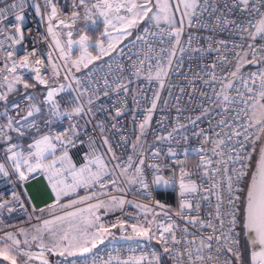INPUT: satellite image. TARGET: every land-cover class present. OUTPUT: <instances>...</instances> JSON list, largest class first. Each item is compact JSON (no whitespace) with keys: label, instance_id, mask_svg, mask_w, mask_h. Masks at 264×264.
<instances>
[{"label":"built area","instance_id":"1","mask_svg":"<svg viewBox=\"0 0 264 264\" xmlns=\"http://www.w3.org/2000/svg\"><path fill=\"white\" fill-rule=\"evenodd\" d=\"M74 2L75 0H52L57 8V16L49 21L50 6L45 7V0H24L23 10L19 6L20 0H0V9H7L10 5L17 4V8L14 11H9L7 13L8 18L0 23V29H3V34H0V44H2V47H0V78H3L4 75L12 78V74L8 73L4 67L7 58L6 51L11 50L13 51L12 59L17 64L25 56H29V67H18L16 75L26 77L45 89L44 96L47 89L44 85L36 82L35 73L31 70L37 66L35 60L43 61V64L39 67L42 77L49 82L48 88H59L60 85H64V91L58 93L55 97L60 102L63 110H70L69 101L76 97H79V102L87 107L86 101L92 90L101 89V99L97 100L92 108L97 109L99 105L103 104L108 110L95 111L83 119L75 117V120L79 122L78 126L81 132L85 131V121L90 120L91 122L87 124L86 131L95 140V147L98 149L96 155L103 157L105 160L111 155V153H107L108 145L103 143L105 139L108 140V144L111 145L121 161L126 160L129 155L134 160L144 159L143 176L149 184L147 190L138 181L135 184H128L125 177L120 176L119 170H116L114 178L117 179L119 188L122 189V191H117L116 186L112 185L105 177L107 187L100 190V193L104 194L99 195L92 202H109L112 197L126 201L123 207L99 215L101 217L100 222L109 227L110 232L120 229L119 226L111 228L110 225H118L121 220L127 222L125 225L127 230L130 229L127 227L128 224L143 223V216L149 209L161 213L160 216L155 218L157 221H165L166 217L163 213L169 209H171L169 214L172 215L179 206L181 170L189 173L185 180H191L198 186H203L199 187L197 193L189 194V198L193 204L199 203L200 217L204 220L209 219V214H215L213 205L216 198L212 196L209 201H204L200 197L209 195L208 189L213 184L211 177L223 175V172L218 173L216 171L217 167L223 169L222 159L226 160L229 155L235 156L236 153L245 151V148H242L237 141L243 142L250 157L244 162L247 165L245 170L248 175L251 170L254 155L253 145L256 140L254 127L247 128V139H245V135L235 136L234 133H244L245 127L250 122L251 109L243 101L248 100V104H252L253 101L248 98L257 97L259 87V77H253L251 74L264 71V57H261L256 66L244 64L236 77L230 75V72L235 69L236 54L241 51L235 46L243 44L244 50L247 51V45L252 41L247 38V33H243L245 39L241 40V34L234 32L231 25L223 30L218 29L215 20L221 13L229 19L237 20V23L251 18L254 28L255 20L258 17H249L247 13H240L239 11L229 12L224 7V0H216L215 5H213V0H209L207 10H205L204 0H200V7L197 9L196 15L192 17V26L189 27L188 23H184L179 44H177L174 36L177 27L167 25L157 27L153 24H147L137 34L117 46L109 57L82 71L72 72V75L65 79L67 70L62 68L64 61L59 59V55L54 49L52 35L48 32V27L51 24L56 35L58 30L68 28L59 25V21L64 20L69 24L71 23L69 17L73 12ZM37 6L40 8L39 14L36 12ZM213 6L216 7V11H213ZM16 15H22L24 19L16 21ZM15 26H19L23 33V39L19 43H12L7 38L15 32ZM146 26L150 29L148 35H145L143 31ZM137 35L144 36V40H137ZM189 38H191L190 43ZM222 40L226 42V45L221 46L219 44V41ZM255 43L259 46L264 44V41L257 38ZM120 49H123L122 54ZM33 51L35 52L34 57L30 55ZM173 51L174 55H172ZM169 58H171L170 65ZM222 60L223 62H221ZM10 63L11 61H9ZM52 63H55L57 68L60 69L59 77L54 75ZM213 64L216 65L215 81L211 79L210 75L213 72ZM133 65L136 67H133ZM161 69L167 75H164ZM137 70H139L138 77L134 75ZM160 72L162 75L159 79L153 78L154 75ZM149 74L152 76L151 80L147 79ZM225 77H227L226 80ZM105 78L109 84L123 80L129 88L126 95L121 94V100L117 104V107L126 109V111L115 119L112 118L115 113L111 105L116 100V93L110 91L108 97H103L102 90ZM254 78L256 84L252 83ZM77 80H79V83H77ZM161 81L164 84L163 88L159 87ZM227 83H232V88H227ZM245 84L253 91L248 92L244 86ZM0 86L3 85L0 84ZM86 89L87 91H85ZM5 91L4 86L0 87V92ZM80 92H84V95L80 96ZM154 93H158L159 99L156 101V108L149 112ZM225 94L229 95L234 103L230 105L224 103L223 96ZM23 95L11 100L8 99L7 103L11 104L21 99ZM255 102L259 103L258 97ZM40 106L45 108L42 115H46V106L43 104ZM225 108L228 110L225 111ZM4 111L3 102H0V112ZM9 112L11 115H15L11 110ZM24 114H26V110L21 112V115ZM149 115L151 119L146 125L143 135H141L139 125ZM198 117L199 119H197ZM193 120L196 121L195 124L192 123ZM4 122L0 119V123ZM97 122L104 125L103 134H101L99 128L95 127ZM218 122H221L219 126ZM37 123L40 125L41 131L47 132L50 129L53 134H56L67 130L70 121L65 117L56 120L54 124L47 127H45L42 119H37ZM113 124L116 127H113ZM170 133V138L161 139L169 137ZM194 133L202 134L195 135ZM10 135L12 136L11 142L19 143L27 148L34 137L38 138L39 133L35 129H31L23 137L18 138L14 132H10ZM80 139L86 141L88 137L81 135ZM205 140L208 142H204ZM220 140H223L224 144L218 145L217 142ZM132 145H136V148L133 149ZM233 147L234 151L230 152L229 149ZM5 148L6 145L0 143V163H4V165ZM170 149L176 153L175 156L169 155ZM213 149H215V152ZM86 150L84 147L70 150L69 154L77 167L81 166V153ZM157 151L159 152L158 156L154 154ZM222 151L224 152L223 158L220 155ZM209 160L211 161L210 167L207 169L209 175L205 176L203 173L206 169L202 168L201 165ZM149 165L159 166V172L157 173ZM227 166L229 169L239 170L241 165L238 162L229 160ZM109 167L111 168V165ZM129 175H133L132 169H129ZM154 175H160L167 180V186L153 184ZM248 175L244 176L239 184L241 191L238 193L240 196L237 208L238 218L241 216L243 191ZM43 178L44 175L37 172L34 174V178L25 181V184L41 183L44 182ZM43 189L42 192L47 194L45 185ZM13 191L19 195V202H13L11 195ZM81 192L88 194L89 191L82 188ZM167 195L173 197V208H169V205L166 204ZM160 196L163 201L159 199ZM0 200L8 201V207L12 208L11 212L8 211V207L0 210V239L8 232L38 224L41 219H38L33 208L38 211L48 207L52 201L30 206L21 186L15 182V177L11 173L7 177L6 186L0 189ZM157 203L164 205V208L157 207ZM132 205L142 206L146 211L140 213ZM190 216L191 213H188V217ZM134 217L139 219H134ZM172 218L181 225L177 236H183L184 221L179 220L175 215ZM149 219H151V216H149ZM225 223H228L227 219ZM214 230L213 228L204 229L205 237ZM189 232L195 233L197 238L201 234L198 228H189ZM188 239H193V237L190 236ZM240 239L242 248L243 234H241ZM153 244L160 246V253H162V257L164 256L165 262L160 260L159 264H176L167 253H163L161 244L157 243L156 240L152 244L151 242L145 244L126 241L105 244L92 250L86 256H73L68 260L59 262L60 264H69L72 261L75 264H104L109 256L120 257L122 260L135 259L141 256H150L155 251ZM213 244H215V241H213ZM198 245L199 239H196V244L191 246L193 252H195V247ZM183 246L177 245L173 248V251L180 252ZM113 264H115V260ZM144 264H148V261L146 260ZM153 264H155L154 260Z\"/></svg>","mask_w":264,"mask_h":264},{"label":"snow or ice","instance_id":"2","mask_svg":"<svg viewBox=\"0 0 264 264\" xmlns=\"http://www.w3.org/2000/svg\"><path fill=\"white\" fill-rule=\"evenodd\" d=\"M216 0H213L215 5ZM24 0H20V9L23 10ZM209 0H204V7L207 10ZM50 6V12L48 14V20L52 21L57 16V8L52 0H45V7ZM85 7V19H89L91 16V9H98V15L104 17L105 31L102 35L108 37L107 46L105 47L104 41L101 40L95 45V48L99 49L97 55L93 56L90 49L89 37L87 35H81L78 40L73 41L71 37L73 32L69 31L67 36L68 51L61 45L60 40L57 38L56 33L53 31V27L50 24L48 32L52 35L56 49L59 51V59L64 61L62 68L66 69L65 79L69 75H72V69L75 68L77 71L83 68H87L89 64H92L95 60L101 59L105 55H110L112 51L117 48L116 43L113 41H121L128 35H131L129 29L137 27L140 22L148 20L152 21L157 27L161 21L169 24L170 27L177 24L176 13H180V20L178 21L179 27L176 29L174 36L177 44H179L180 36L183 32V26L185 18H187L188 26H192V17L196 15L197 9L200 7V0H177V4L173 6L170 0H97V3L91 5L89 9L86 5V0H78V3L74 2V8ZM224 7L229 12L239 11L240 13H247L249 17H258L255 20V27L253 28V20L251 18L237 23L235 19L227 18L223 13L218 15L215 20L216 27L218 29H226L229 25L233 27V31L241 34V40L245 39L243 33H247V38L251 40V43L247 45V51L244 50V45H236L241 51L236 54V64L234 65L235 71H231L230 75L236 77L240 73L241 66L244 64H257L260 62V58L264 57V44L257 45L255 41L257 38L264 41V0H224ZM17 8V4H12L7 9H0V23L4 19H7V13L14 11ZM216 7L213 6V11H216ZM123 11L124 14H121ZM37 14L40 13L39 6L36 7ZM109 13H115V19L120 22V26L112 24V19L109 18ZM80 15L79 12L73 11L69 20L72 24L76 22V18ZM24 17L22 15H16V21H22ZM95 23V21H93ZM59 25L64 27H70L71 25L60 20ZM112 26L116 32L120 33L119 36L113 37L108 31V27ZM145 35L150 34L149 27L144 28ZM0 34H3V29H0ZM12 43H19L23 39V33L19 26H15V32L7 37ZM137 40H144V36L137 35ZM191 38H189V43ZM77 44L80 49V56L71 60L69 63L72 45ZM221 46L226 45L225 41H219ZM2 47V44H0ZM95 48L93 50H95ZM183 50V49H182ZM219 51V49H217ZM120 53H123V49H120ZM174 51L172 55H174ZM31 56H35V52L30 53ZM5 69L8 73L12 74L11 80L8 75H4L3 79L9 81L7 90L0 92V102H3L4 112H0V119L4 120V123H0V143L5 144L4 158L10 161V169L6 168L4 163H0V177H9L10 173L15 177V182L24 187V182L34 178V174L39 172L47 177L48 186L50 187L51 193L55 197V203L50 205L48 209H39L41 213L49 211L54 214L57 205H60L61 209L74 207L77 203H85L86 200L96 197V193H92L80 200H73L67 205L60 204L63 196L75 193L80 187L89 188L99 184L101 188L107 187L108 181L112 185L116 186L117 191H122L117 183L116 170H119V175L125 177L128 184H135L137 181L143 186L145 190L149 188V184L145 181L143 176V166L145 164L144 159L140 158L134 160L131 155L126 160L121 159L113 151L111 145L108 144V140H104V144L108 145L107 153H111L110 157L105 160L103 157L96 155L98 149L95 147V140L86 131L87 124L90 120L85 121V131L81 132L78 126V121L75 117L84 118L95 111H107L108 109L103 105H99L97 109H93L92 105L101 99V89L97 88L92 90L89 95L85 107L84 104L79 102V97L69 101L71 105L70 110H63L60 102L55 98L58 93L64 91V85H60L59 88H48V80L44 79L41 75V69L39 65L43 64L42 60H35L36 67L31 70L35 73L36 82L40 85H44L47 89L46 95L41 99L37 100L31 93L24 94L21 99L8 104V95L14 91H18L15 85L21 84L25 90L29 87H34L25 83L20 75H16L17 68H28L29 67V56H25L19 64L12 59L13 51H6ZM249 57H251L249 59ZM226 59V58H224ZM9 61L11 63L9 64ZM223 62V60L221 61ZM171 64V58H169V65ZM133 67H136L133 65ZM215 67L213 64V72L210 73L211 79L216 80ZM54 75L59 77L60 69L57 68L55 63H52ZM163 72V69H161ZM167 75L166 72H163ZM22 75V74H21ZM135 76H139V70L134 73ZM161 73H157V79H159ZM253 77H259V87L257 91V97L259 103L255 101L257 97H249L252 100V104H248V100L243 102L248 105L251 109L250 122L245 127V132H235V136L245 135L247 139V128L256 127L257 135L255 139L258 140L259 133H264V71L251 74ZM243 79V77H241ZM147 79L151 80L152 76L149 74ZM225 80L227 77L224 78ZM130 82V81H129ZM79 83V80H77ZM253 84H256V79L252 80ZM248 92H252L253 89L244 85ZM3 87V86H0ZM160 88L164 87L163 82L159 84ZM227 88H232V83L226 84ZM87 91V89L85 90ZM110 91L116 93V100L113 101L111 107L114 110L115 115L112 117L115 119L123 114L126 109L117 107V104L121 100V94H127L129 92L128 84L123 80H119L114 84H109L105 78L104 86L102 90L103 97H108ZM239 92V90H237ZM80 96L84 95V92L79 93ZM159 99L158 93H154L153 102L149 112L156 108V101ZM243 99V97H242ZM223 101L226 104L234 103V100L230 99L229 95L223 96ZM126 103V100L124 101ZM41 104L46 106V115H42L45 112V108H41ZM14 112L15 115H11ZM26 114L21 115V112ZM228 109L225 108V111ZM67 117L70 121L69 127L64 132H57L53 134L49 129L47 132L40 130V125L37 123V119H42L45 127L52 125L56 120ZM94 118V117H93ZM151 116L146 117L145 121L139 125L140 134L143 135L146 125L149 123ZM199 119V117L197 118ZM196 123L195 120L192 121ZM221 122H218V126ZM99 128L101 134L104 132V125L101 122H97L95 125ZM113 127H116L113 124ZM35 129L39 136L33 138V142L30 143L27 148H24L21 144L11 142L12 136L10 132L17 134V137H23L27 134L28 130ZM195 135H201L202 133H194ZM85 135L88 139L81 140L80 136ZM171 137H163L161 139H168ZM139 140V137L137 138ZM204 142H208L205 140ZM126 143V141H125ZM241 144L245 151L236 153L235 156L229 155L226 160L222 159L224 167L221 169L217 167L218 173L223 172L222 176H213L212 186L208 189L209 195L201 196L200 199L209 201L210 197L214 196L216 202L213 205L215 208V214H209L210 218L204 220L199 215V203L193 204L189 198V194L197 193L199 187L194 181L185 180V177L189 173L181 170L180 176V193H179V206L175 212L170 215L171 209L164 212L163 215L166 217L165 221H157L155 218L160 216V212L154 210H147L143 216V223H131L127 227L131 229V235L125 237L127 239L139 238L140 240L151 242L156 240L157 243L161 244L163 253H167L176 264H264V147L260 149L259 159L256 163L255 170L250 177V183L246 189V197L244 201V207L242 209V215L238 218L237 208L240 202L239 187L240 181L244 176L248 175L246 172L247 165L244 163L250 159L246 147L242 141H237ZM218 145L224 144L223 140L217 142ZM78 147H84L87 150L81 153L82 164L77 167L73 162L72 156L69 154L71 149ZM133 149L136 145L131 146ZM215 152V149H213ZM234 151V147L229 149ZM159 155L157 151L154 153ZM142 155V153H141ZM169 155L175 156L176 153L169 150ZM221 157H224V152L220 153ZM235 161L240 163V169L228 168V161ZM211 161H207L202 164L201 167L205 168L204 175L208 176L209 172L207 169L210 167ZM111 165V168L109 167ZM159 172V166L149 165ZM129 169H132L133 175H129ZM71 175L72 180L68 182V176ZM152 183L160 186L164 184L167 186L168 181L160 175H154ZM25 193L27 192L24 189ZM104 193H100L103 195ZM13 202H19V195L13 191L11 193ZM31 199V198H29ZM110 203L117 207H123L126 203L124 199L112 197ZM130 203V202H129ZM8 207V201L0 200V210ZM105 208L107 211L108 204L100 201L94 204L88 205L87 208H82L77 211L67 212L63 216H55L51 220H43L41 227L36 228L38 235L33 236L34 241H38V247L41 251L37 254H33L30 251H23V255L27 257L25 264L28 260L38 259L40 264H50V261L46 258V254L64 257L84 255L90 253L93 248L97 247V241L103 244L104 239L102 233H109L110 228L101 223V217L96 214L100 208ZM132 207H140L139 205H132ZM157 207L164 208V205L157 203ZM8 211L11 212L12 208L8 207ZM33 211L37 209L33 208ZM83 213H88L87 217ZM188 213L191 216L188 217ZM175 215L179 220L184 221L183 225V236L178 237L177 232L180 231L181 225L174 220L172 217ZM151 216V219H149ZM79 218V223L74 221ZM39 219V217H38ZM134 219H139L135 218ZM228 223H225V220ZM64 221H69L67 228L61 227L58 231L56 225L62 224ZM127 222L119 221L117 224L110 225L111 228L120 227L121 231H127ZM239 226V230H238ZM189 228H198L201 232L197 238L195 233L189 232ZM213 228V232L206 235L204 229ZM92 229V231H90ZM49 234L47 243L43 239V232ZM244 234L247 238V244L251 247L250 259L245 260L244 249L241 248V234ZM193 239H188V237ZM196 239H199V245L195 247V252L192 251V245L196 244ZM7 241H11V245L5 243L3 247H0V264H17V257L21 254L20 240L15 239L13 235L8 234L6 237ZM215 241V244H213ZM27 243V241H25ZM13 245L15 247H13ZM177 245H184L180 252H174L173 248ZM215 249V251H213ZM162 258V253L153 251L150 256H141L135 259L122 260L120 257H112L104 261V264H144L147 260L148 264H159ZM60 264V262H56ZM69 264H75L74 261Z\"/></svg>","mask_w":264,"mask_h":264},{"label":"rangeland","instance_id":"3","mask_svg":"<svg viewBox=\"0 0 264 264\" xmlns=\"http://www.w3.org/2000/svg\"><path fill=\"white\" fill-rule=\"evenodd\" d=\"M75 2L78 3V0H75ZM93 3H97V0H86V5H87V7L89 9H91V5ZM170 3L173 6H175L177 4V0H170ZM73 11H76V12H79L80 13V15L76 18V22L74 24L70 23L71 26L68 27V28L58 30V34L56 35L57 38L60 40L61 45L65 48V51L67 52L68 51L67 41L69 39V37L67 36V33L69 31H72L73 32V36L71 37V39L73 41L78 40L81 35H87L89 37V42H90V49L89 50L92 52V55L93 56L97 55V53L99 52V49L98 48H95V45L98 42H100L101 40H103L104 41V44H105V47H106L107 46V42H108V37L102 35L104 33V31H105L104 17H101V16L98 15V11H99L98 9H91V13L92 14H91L90 18L86 20L85 19V7L84 6L74 8ZM121 14H124L123 11H122ZM175 15H176V20H177V24L175 25V27L178 28L179 27L178 21L180 20L181 17H180V13L179 12H177ZM109 18L112 19V24L113 25L120 26V22L115 19V13H109ZM93 21H95V23H93ZM184 23H187V18H185V22ZM147 24H153V25H155L152 21H148V20L142 21V22L139 23V25L137 27H134L132 29H129V31L131 32V35H128L127 37H125L121 41H113V42L116 43L117 46H119L126 39H128L129 37L137 34ZM159 25H167V26H169V24H167L164 21H161ZM108 31H109V33H111V35L113 37L120 35V33L116 32L115 29L112 26H109L108 27ZM52 39H53V37H52ZM53 46H54V49L56 50L57 54L60 55L59 51L56 49V46H55L54 41H53ZM94 48H95V50H93ZM112 53H113V51L111 52V54ZM110 55H105L101 59L95 60L92 64H89L88 67L94 65L95 63H98L101 60H104L105 58L109 57ZM69 56H70L69 63H71V60H75V59H77L80 56V49H79V46L77 44L74 43L72 45V49H71V52L69 53ZM84 69L85 68L81 67V69L79 71H82ZM71 71L73 73L79 72L75 68H73ZM233 71H235V69H233ZM156 77H157V75H154L153 76V78H156ZM21 79L25 83H28L27 81L24 80L23 77H21ZM9 80H11V78H9ZM30 82H31V84H33L32 81H30ZM8 83H9V81L4 80L3 78H0V84H2L5 87L6 90H7ZM28 84H30V83H28ZM15 88H17L18 91H14L13 93H10L12 96L19 95L20 93H22V92L25 91V89L23 88V86L21 84L15 85ZM249 116H251V112H250V115ZM4 160L6 161V165L8 166V168H10V163L11 162L10 161H7L5 158H4ZM252 173H253V168H251V170L249 172V175L251 176ZM0 178H2V177H0ZM68 178L69 179H72L71 175H69ZM2 180H3V178H2ZM46 182H48V181L46 180ZM49 189H50V187H49ZM35 194L39 198V201H38L39 203H44L45 202L46 199H45L44 194L42 196H40L41 192L38 189L35 190ZM53 197H54V195H53ZM105 203H107L108 206L109 205L113 206V207H111L109 209H114V208L116 209V208H118L117 206L112 205L110 203V201L109 202H105ZM129 204H131V203H129ZM136 208L138 209V211L140 213H143V212L146 211V209L144 207H142V206L136 207ZM37 227L38 226L26 228L21 233L26 232V231H29V230H32V229H35L36 230ZM90 231H92V229H90ZM119 233L122 234V235L125 234V233L126 234H131V229H129L127 231H121V229H119ZM101 235L103 236L104 243L101 244V243H99V241H97V247L102 246V245H105V244H111V243H114V242H116L118 240V234H114V233H111L110 232V234L109 233H102ZM154 241L155 240H152L151 241V244ZM29 247L30 246H27L26 249L29 250L30 252H35V251L36 252H40L41 251V249H39V247L36 248V249L35 248H31V247L29 248ZM96 248H93L92 250H94ZM33 254H35V253H33ZM69 257L70 256H68L66 259H68ZM46 258L50 261V264H55L56 261L65 259L64 257L54 256V255H50V254H46ZM18 261L21 262V257H19V256H18ZM29 261L30 260H28V262ZM29 263L30 264H40V262H39L38 259H33V262L30 261Z\"/></svg>","mask_w":264,"mask_h":264},{"label":"crops","instance_id":"4","mask_svg":"<svg viewBox=\"0 0 264 264\" xmlns=\"http://www.w3.org/2000/svg\"><path fill=\"white\" fill-rule=\"evenodd\" d=\"M5 165H6V161H5ZM5 167L8 168L7 165ZM2 178H3V180H2ZM2 178H0V189L4 188L6 186V183H7V180H6L7 177L6 178L2 177ZM67 179H68V182H71V180H72V179H69V178H67ZM46 180H47V177L44 175V178H43V181L44 182L35 183V184H25V182H24V187L22 188V190H23V193H24V195H25L28 203L30 204V206H33L34 204H42V203H39L38 202L39 201V198L36 196L35 190L36 189H38V190L41 189L43 191L44 190L43 189L44 188V185L47 188V190H46L47 191V194L45 192H43L45 194V199H46L45 202L46 203H49L52 200L50 205H52L53 203H55V198L51 194V191H50L49 186H48V182H46ZM82 188L87 189L89 191L88 194H83L81 192V189ZM24 189L27 190L26 193H25ZM100 190H101V187L99 186V184L94 185V186L89 187V188L80 187V188H78L75 191V193H72V194L67 195V196H63L61 198L60 204L67 205V204H69L73 200L83 199V198H85L87 196H90L92 193H96L97 196L96 197H93L92 199L86 200V202L83 203V204L77 203L74 207H70V208H67L66 207V208L61 209L60 205H57L54 214H51L49 211H45L43 213H41L39 210L36 211V215L39 217V219H41L40 222L38 224H36V225L29 226V227H25V228L18 229V230H14L12 232H8V233L4 234L2 236V238L0 239V247H3L5 245V243L11 245V241H7L6 240V237H7L8 234L13 235L15 239H18L21 242L20 245H19V247L22 250V252H21V254L18 255L19 257H21V262L18 261V257H17V264H25V261L27 260V258H26L25 255H23V251H29V250L26 249L27 246H30L31 248H35V249L38 248V243L39 242L38 241H34L32 239L33 236L38 235L35 229H32V230H29V231H26V232L21 233L22 231H24L26 228H30V227H35V226L41 227L42 224H43V220H46V219L51 220V219H54L55 216H63L67 212H72V211H77V210L82 209V208H87L88 205L94 204V202H92V201L95 200L100 195ZM29 198H31V199H29ZM48 207H45V208H42V209H48ZM111 207H113V206L109 205L108 208H107V211L108 210L109 211H112V210L115 209V208L114 209H109ZM107 211L105 210V208L102 207V208H100V209L97 210L96 214L97 215H100L103 212H107ZM83 215L85 217H87L88 213H83ZM74 223H79V218H77L74 221ZM68 226H69V221H66V222L64 221L62 224L56 225V228L59 231L61 227L67 228ZM41 235H43V239L47 243V241L49 239V234L45 231ZM123 235H127L128 236V235H131V234H123ZM25 241H27V243H25ZM13 247H15V246L13 245ZM39 249H40V247H39ZM32 253H35L36 254V253H39V252H36L35 251V252H32ZM71 257H73V256H70L69 258H71ZM68 259H63V260H59V261H64V260H68ZM30 261L33 262V260H30ZM29 262L27 261L28 264H30Z\"/></svg>","mask_w":264,"mask_h":264},{"label":"trees","instance_id":"5","mask_svg":"<svg viewBox=\"0 0 264 264\" xmlns=\"http://www.w3.org/2000/svg\"><path fill=\"white\" fill-rule=\"evenodd\" d=\"M25 81H27L28 83L31 84V82L29 81L28 78L26 77H23ZM31 85H34V87H29L27 90H25L24 92L20 93L19 95H16V96H12L11 94L8 95V99L11 100L17 96H20V95H23V94H26V93H32L36 98L37 100H41L44 96V93H45V89L41 88L40 86L36 85L35 83L31 84ZM5 88V87H4ZM264 140V133H262L260 135V138L258 140H255L254 142V155H253V159H252V164H251V168H253L254 166V163H255V160L257 158V155H258V152H259V149H260V146L262 144ZM250 175H248V178H247V181L245 183V186H244V191H243V199H244V195H245V192H246V189L248 187V183H249V180H250ZM167 201H166V204L169 205V208H173V197L170 196V195H167ZM159 199H161L163 201V198L160 196ZM243 199H242V203H243ZM241 211H242V206H241ZM241 215H242V212H241ZM111 233H114V234H118V240L116 242H119V237L122 235L119 233V229H116L114 231H111ZM126 234V233H125ZM153 247L155 249V251H158L160 252V246L158 244H153ZM242 249H244V257H245V260H248L249 259V253H248V249H247V246L244 242V239L242 241ZM161 261L165 262L164 260V256L161 258Z\"/></svg>","mask_w":264,"mask_h":264},{"label":"water","instance_id":"6","mask_svg":"<svg viewBox=\"0 0 264 264\" xmlns=\"http://www.w3.org/2000/svg\"><path fill=\"white\" fill-rule=\"evenodd\" d=\"M252 66H256V64H255V65H252ZM262 147H264V140H263V142H262V144H261V146H260V149H261ZM260 149H259V152H258L257 158H256L255 163H254V166H253V172H254V170H255L256 163H257V161H258V159H259ZM249 183H250V180H249ZM249 183H248V185H249ZM245 197H246V192H245L244 199H243V203H242V209H243V207H244ZM241 212H242V211H241ZM242 234H243V233H242ZM125 237H127V236H121L119 239H120L121 241H126V242H140V243H145V244H148V243H149V242H147V241L140 240L139 238L127 239V238H125ZM243 239H244V242H245V244H246V246H247L248 253H249V259H250L251 247H250V245L247 244V238H246V236H245L244 234H243ZM88 254H89V253H85L83 256H86V255H88Z\"/></svg>","mask_w":264,"mask_h":264},{"label":"flooded vegetation","instance_id":"7","mask_svg":"<svg viewBox=\"0 0 264 264\" xmlns=\"http://www.w3.org/2000/svg\"><path fill=\"white\" fill-rule=\"evenodd\" d=\"M254 130H255V136L257 135V128L254 126ZM262 133H259V137Z\"/></svg>","mask_w":264,"mask_h":264},{"label":"bare ground","instance_id":"8","mask_svg":"<svg viewBox=\"0 0 264 264\" xmlns=\"http://www.w3.org/2000/svg\"><path fill=\"white\" fill-rule=\"evenodd\" d=\"M39 191L41 192V195H40V196H42L44 193L42 192V190H41V189H39ZM40 196H39V197H40ZM44 196H45V194H44Z\"/></svg>","mask_w":264,"mask_h":264}]
</instances>
